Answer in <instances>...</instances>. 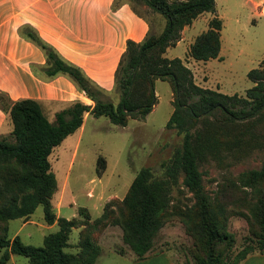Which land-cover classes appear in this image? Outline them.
Wrapping results in <instances>:
<instances>
[{
    "label": "trees",
    "instance_id": "16d2710c",
    "mask_svg": "<svg viewBox=\"0 0 264 264\" xmlns=\"http://www.w3.org/2000/svg\"><path fill=\"white\" fill-rule=\"evenodd\" d=\"M126 1L143 18L146 17L137 5L160 13L164 24L158 33L147 30L138 41L126 39L113 73V91L118 93L115 103L103 99V89L78 66L62 59L30 26L21 27V33L46 51L43 71L47 75L67 74L93 103L74 100L55 111L50 121L36 99L10 100L0 90V108L11 122L10 132L0 134V264H5L11 254L25 256L27 264H91L98 247L86 228L106 220L119 225L122 240L136 259H141L156 231L173 216L192 237L198 264H226L224 251L233 242L232 234L226 230V219L232 213L245 219L250 234L249 242L233 255L232 263L252 252L264 253V157L258 167L224 175L212 193L204 189L199 169L200 162L208 159L225 167L253 148L264 149V58L247 70L252 84L243 94L200 86L180 57L164 56L163 51L179 39L181 28L197 14L213 11L214 1ZM220 28V18L212 15L206 29L188 44L187 55L197 60L217 56ZM155 78L166 80L170 88L172 109L165 127L182 134L180 144L162 165L172 182L174 174L180 173L191 202L169 209L170 180L153 176L144 166L134 174L113 209L105 205L94 223L86 213L84 219L55 216L50 198L56 180L47 158L52 148L80 126L86 111L92 116L105 115L118 125H125L128 117L143 118L155 102ZM97 164L100 171L104 166L102 156L97 157ZM37 205H41L43 220L48 224L55 221L56 229L45 233L42 244L37 246L23 243L17 234L9 237L8 220H26ZM80 225L78 251H65L70 229Z\"/></svg>",
    "mask_w": 264,
    "mask_h": 264
},
{
    "label": "rangeland",
    "instance_id": "374dc122",
    "mask_svg": "<svg viewBox=\"0 0 264 264\" xmlns=\"http://www.w3.org/2000/svg\"><path fill=\"white\" fill-rule=\"evenodd\" d=\"M214 10L197 14L183 31L184 38L169 47L167 55L178 56L190 69L198 85L216 89L224 93L243 94L252 82L247 78L249 68L257 66L264 58V5L252 6L251 0H213ZM138 9L147 17H164L158 13L151 16L141 5ZM216 15L221 20L219 40L222 48L220 55L205 60H197L187 55L188 43L206 29L207 21ZM151 24V23H150ZM151 24L152 31L158 33ZM155 102L143 118L128 117L125 125L110 122L105 115L85 117L80 129L67 134L52 148L47 158L54 173L56 188L50 201L55 216L77 217L94 223L105 205L113 209L122 198L134 174L147 166L155 177H166L169 183V209L182 208L191 202L190 192L183 186L180 173H175V181L165 173L163 163L180 144L181 133L175 128H166L165 122L171 112V93L166 80L155 78ZM103 99L115 103L118 93H104ZM82 101L88 102L84 97ZM88 103H93L89 101ZM92 105V104H91ZM51 111L45 110L48 120H53L57 104L51 103ZM9 128L11 122L3 124L0 131ZM104 158V166L97 171V157ZM264 157L263 148H253L239 160L222 167L213 159L200 162L202 183L206 191L212 193L216 183L224 175L234 174L249 167H258ZM225 161V160H224ZM224 163V162H223ZM80 209V210H79ZM42 218L41 205H37L27 219L8 220L9 237L19 236L23 243L41 245L42 236L56 229ZM51 224V223H50ZM82 226L70 229L65 251L77 252L78 232ZM226 230L233 236V242L224 251L226 264H233V255L247 242L250 234L245 219L238 214H230L226 219ZM86 233L98 247L91 264H133L136 257L127 243L121 238L118 224L104 221V224L88 226ZM196 246L192 237L184 230L177 216L166 220L156 231L151 246L145 256L164 254L165 259H153L154 264H198ZM253 253V252H252ZM5 264H27L21 254H11ZM236 264H241L239 261Z\"/></svg>",
    "mask_w": 264,
    "mask_h": 264
},
{
    "label": "crops",
    "instance_id": "0c3cea01",
    "mask_svg": "<svg viewBox=\"0 0 264 264\" xmlns=\"http://www.w3.org/2000/svg\"><path fill=\"white\" fill-rule=\"evenodd\" d=\"M251 4L262 6L264 0H251ZM149 12L151 16L157 15ZM145 17L136 14L126 0L116 3L115 0H0V90L10 100L36 99L44 114L45 110H52L51 103L57 104L56 109L60 110L84 97L92 101L67 74L47 75L43 71L46 51L20 31L22 26L28 25L62 59L78 66L104 93L113 91V73L126 39L138 41L147 30L153 32L152 23L156 29L164 24L159 17ZM187 25L181 28L180 37L173 45L184 38ZM173 45L165 47L164 56H174L166 54ZM221 48L220 41L218 55ZM153 90L155 93L154 87ZM88 115V111L83 113L77 129ZM7 119L0 108V130ZM8 131L7 127L0 134ZM152 258L166 257L158 253L135 259L133 264H154ZM241 264H264V253H249Z\"/></svg>",
    "mask_w": 264,
    "mask_h": 264
}]
</instances>
